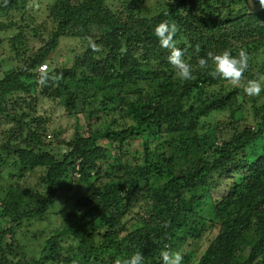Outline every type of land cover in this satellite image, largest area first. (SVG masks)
Wrapping results in <instances>:
<instances>
[{"label":"trees","instance_id":"16d2710c","mask_svg":"<svg viewBox=\"0 0 264 264\" xmlns=\"http://www.w3.org/2000/svg\"><path fill=\"white\" fill-rule=\"evenodd\" d=\"M27 2L0 0V18L13 10L20 15L0 19V32L16 28L8 37L15 56L22 54L17 50L30 29ZM112 3L54 0L49 38L0 79V264H114L135 251L143 253L145 264H162L161 250L185 258L209 234L214 239L188 264H264V151L249 158L264 141V92L250 97L242 87L213 78L211 62L204 70L197 63L209 53L244 49L250 59L245 79L264 74L255 61L264 52V0ZM164 20L179 26L174 39L194 67L192 80L177 79L169 50L154 35ZM66 35L85 43L69 67L52 57ZM43 63L47 71L38 70ZM28 79L40 81L43 94L67 111L76 108L83 90L94 91L83 97L96 107L88 109L84 128H77L60 156L47 148L44 119L22 95L35 84ZM213 109L233 118L227 129L205 132L201 119ZM142 137L151 139L141 142L140 157H115L117 168L103 174L101 139L122 151ZM170 149L191 156L179 173L170 171ZM73 182L84 188L75 207L54 209ZM204 199H210L206 209L198 210ZM143 201L142 215L128 221L132 207ZM50 214L61 225L37 251H27L15 239L18 229Z\"/></svg>","mask_w":264,"mask_h":264},{"label":"rangeland","instance_id":"374dc122","mask_svg":"<svg viewBox=\"0 0 264 264\" xmlns=\"http://www.w3.org/2000/svg\"><path fill=\"white\" fill-rule=\"evenodd\" d=\"M107 1L112 3L113 0ZM53 2L54 0H28L27 8L25 10V20H31V22H28V25L30 26V29L33 28L35 35L28 27L27 29L29 31L26 32V41L20 43V45H22L17 50L18 52H22L21 55L15 56L10 47V41L8 40V37H11L16 31V28L13 27L10 31L0 32V79L12 69L21 67L24 63V59L26 58V53L28 52V54H32L39 47L43 46L45 40L49 38V35L54 29V24L49 19V10ZM113 5L116 7L118 5L117 1L114 4L112 3V7ZM243 10H246L249 13L250 9L245 5ZM2 15L3 16L0 19L4 22H7L8 18H14V20H17L20 16L19 12L15 10L9 12L8 14ZM25 20H23V22ZM261 40L264 42V34L262 35ZM84 45L85 43L82 42L80 38L66 35L60 39L59 45L52 54V57L58 62V64H64V66L69 67L74 62L76 54L83 51ZM255 61L258 67L264 68V52H260L257 55ZM47 69L48 67L46 68V71ZM28 81V83L35 84L31 87L29 95H26L25 92H23L22 95L25 97L26 101L30 103V107L34 110L32 113L44 119L43 126L45 127V131L43 133L42 139L45 143H47V148H49L54 154L60 156L62 153L68 151V147L65 145V142L71 140L74 137L77 128L79 130L84 128L86 123L85 115L88 109H93L96 107V104H92L90 100H85L83 97L84 93L91 95L94 94V91L88 88L83 90L82 94L78 96L76 108L67 111L63 108V106L56 105L54 101L51 100L46 94H43V88L40 81L37 82L34 79H28ZM242 97L243 94L240 93L238 95V99H242ZM82 100H84V102ZM246 107H248V105H246ZM24 109L27 108L24 107ZM98 113L101 116L106 117L105 112ZM237 114L240 117H244V113L239 114L238 112ZM89 120H93V117H91ZM232 120L233 118L229 116L228 112L213 109L201 119V126L206 129L205 132L210 131L209 129H217V127L227 129L229 127V123H231ZM242 120L245 122V118ZM144 139L150 140L151 138L142 137L133 139L124 144L122 151L115 148V146L108 143L105 139H101L99 143L106 149V153L104 154L105 157H102L98 161V164L102 166L103 174L109 173L114 168H117V165L114 163L115 157H119L120 160L124 161H133V159L136 157H140L141 142L144 141ZM263 151L264 141H261L259 145L256 146L255 150L249 152V158L253 159L255 152L257 154H262ZM170 152V154L173 156L172 168L170 171L172 173H179L186 167L191 159V156L188 151H175L174 149H170ZM33 176L34 175H31L30 178L32 179ZM64 182H66V180ZM83 192V186L76 182L71 183L69 188H66L58 196L56 202L57 204L55 205L54 209H59L65 204L67 210H69L71 207H75L74 204L77 198L80 196V194H83ZM218 193V191H216V193L212 192L214 197H218ZM206 201H210V199H204L203 202H201V204L196 208L198 210H204L203 208L206 209ZM144 205L145 201L132 207L131 213L127 216L128 221L131 222L132 219H135L138 215H142L144 212ZM202 213L206 214L203 211ZM59 225H61V218L57 215L50 214L41 221L32 220L25 222L22 228L18 229L15 239L22 242L26 246L27 251H37L44 242L45 237L50 234L51 229L58 227ZM214 236V234H209L206 238H204V235H202V240L199 243V246L196 247V251L193 249L188 250L183 264H188V261L197 260L204 249L214 239Z\"/></svg>","mask_w":264,"mask_h":264},{"label":"clouds","instance_id":"9594fccd","mask_svg":"<svg viewBox=\"0 0 264 264\" xmlns=\"http://www.w3.org/2000/svg\"><path fill=\"white\" fill-rule=\"evenodd\" d=\"M154 35L163 49L169 50L168 63L175 70L179 81H189L195 78L194 67L184 58V52L177 46L174 39L179 31V26L164 20L154 27ZM211 62V75L229 82L233 87H242L243 92L250 97L260 96L264 92V74H257L255 78L245 79V73L250 68L249 54L240 49L233 54L230 49H223L218 53H209L207 57H200L197 61L201 70L208 69ZM43 83V81H42ZM162 264H183L184 254L180 251L161 250ZM114 264H145L142 252L135 251L131 255L114 260Z\"/></svg>","mask_w":264,"mask_h":264},{"label":"built area","instance_id":"2783aa9c","mask_svg":"<svg viewBox=\"0 0 264 264\" xmlns=\"http://www.w3.org/2000/svg\"><path fill=\"white\" fill-rule=\"evenodd\" d=\"M46 68H47V65H46V64H41V65L38 66V70H39V71H43V70H45Z\"/></svg>","mask_w":264,"mask_h":264}]
</instances>
